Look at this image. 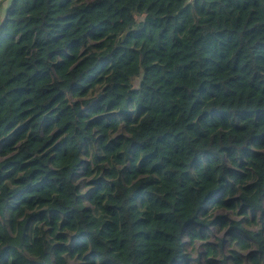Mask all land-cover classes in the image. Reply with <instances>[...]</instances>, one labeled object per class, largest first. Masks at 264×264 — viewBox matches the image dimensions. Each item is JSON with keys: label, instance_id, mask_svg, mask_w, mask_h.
<instances>
[{"label": "trees", "instance_id": "1", "mask_svg": "<svg viewBox=\"0 0 264 264\" xmlns=\"http://www.w3.org/2000/svg\"><path fill=\"white\" fill-rule=\"evenodd\" d=\"M9 1L0 264H189L182 236L227 225L213 208L264 229V0ZM93 143L128 163L86 196L96 211L75 182ZM229 228L264 264L262 227Z\"/></svg>", "mask_w": 264, "mask_h": 264}, {"label": "rangeland", "instance_id": "2", "mask_svg": "<svg viewBox=\"0 0 264 264\" xmlns=\"http://www.w3.org/2000/svg\"><path fill=\"white\" fill-rule=\"evenodd\" d=\"M91 1V0H87ZM9 0H2L0 4V22L3 19L5 9L9 5ZM136 84V81H135ZM101 95V90H94L89 93L88 98H94L90 102L93 104ZM96 97V99H95ZM126 131L123 128V123L120 124L118 131L112 132L109 134L110 139L117 138L118 135H126ZM104 156V153L99 149L98 143H93L91 147V154L89 156H80L82 160L86 163H89L90 166H94L92 169V173L90 175H84L83 166L79 167L77 171V177L75 182L79 186V191L83 194V203L86 206H89L93 210L96 209V206L91 202L86 200V196L89 195L92 190L95 188V185L99 178H104L105 180L110 181L111 179L106 176L107 171L114 169L118 171V177L125 182V171L128 163L124 164H117L112 159L110 162L99 161L101 157ZM264 206V204H263ZM96 211V210H95ZM34 211H29L27 214H31ZM260 214L257 213V219L255 222L251 221V215H247V218H243L242 216L238 215L236 211H228L219 208H213L212 210L208 211L206 215V219L208 221L214 220L216 217L220 216L225 218L224 221L227 225H222V222L211 223L207 226L206 229H201L200 233L202 234L201 239H197L195 241H191L186 234H184L183 241H184V250L188 256L189 264H209V261L212 264H251L250 260L246 257L247 252L255 251V246L250 245L248 249H239L234 241H230V233H229V223L231 221L241 220L242 226L251 231H257L261 227L263 229V225L258 218ZM259 216V217H258ZM18 220H22L19 218ZM33 224H36V220H33L32 223H29V227L32 229ZM7 225V224H6ZM38 227H42V229L47 230V228L43 225ZM264 232V229H263ZM30 234V231L29 233ZM48 238V237H46ZM238 257L239 263L236 262L235 258ZM68 264H76V259L67 256Z\"/></svg>", "mask_w": 264, "mask_h": 264}, {"label": "water", "instance_id": "3", "mask_svg": "<svg viewBox=\"0 0 264 264\" xmlns=\"http://www.w3.org/2000/svg\"><path fill=\"white\" fill-rule=\"evenodd\" d=\"M101 96V95H100Z\"/></svg>", "mask_w": 264, "mask_h": 264}]
</instances>
